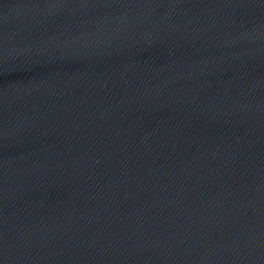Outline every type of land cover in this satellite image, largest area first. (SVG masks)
Wrapping results in <instances>:
<instances>
[{"label": "water", "instance_id": "water-1", "mask_svg": "<svg viewBox=\"0 0 264 264\" xmlns=\"http://www.w3.org/2000/svg\"><path fill=\"white\" fill-rule=\"evenodd\" d=\"M0 264H264V0H0Z\"/></svg>", "mask_w": 264, "mask_h": 264}]
</instances>
